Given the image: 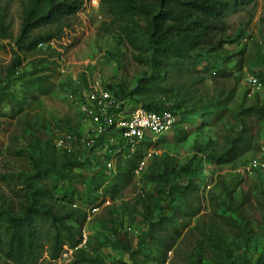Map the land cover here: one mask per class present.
I'll list each match as a JSON object with an SVG mask.
<instances>
[{
	"label": "rangeland",
	"instance_id": "obj_1",
	"mask_svg": "<svg viewBox=\"0 0 264 264\" xmlns=\"http://www.w3.org/2000/svg\"><path fill=\"white\" fill-rule=\"evenodd\" d=\"M32 1L0 0V26L7 35V39L0 38V87L15 58L20 57L21 65L9 78L10 90L18 98L25 97L26 101L18 115L11 116L8 107L0 115V210L20 215L29 204V190L24 181L34 169L26 155H17L19 151L36 158L42 148L43 154L57 162L72 157L90 158L89 169L74 171L85 178L86 184L90 172L102 170L105 166L116 168L115 161L107 165L105 159L84 150L83 140L101 135L95 133L101 125L98 115L107 110L88 99L95 84L99 83L111 94L118 108L122 102L115 98L116 94L134 93L132 98L123 102L128 113L140 109L143 103L163 108L183 101L185 105L176 110L175 128L145 153L141 162L143 170L135 174L130 185L122 188L113 199H107L97 211L86 203L83 205L88 210L82 232L86 235V243H81L78 248L88 258L98 257L105 264H120L126 256L115 245L114 235L117 233L130 240L133 249L140 246L147 254L157 256V251L147 243L138 245L148 231L138 201L142 197L155 209L159 205L171 204L182 212L188 209V205L200 210L195 217H179V222L188 223L189 227L182 231L173 251L168 253L169 264H192L200 244L204 249L203 264H255L257 258L264 255V171L248 169L261 157L259 146L264 140V119L245 118L250 147L235 162L216 165L208 156L219 155L227 149L243 128L241 111L264 100V1L256 0L226 19L228 35L236 37L242 31L245 34L242 41L224 47L226 57L236 55L226 65L229 77L213 78L209 74L197 73L202 72L200 65L198 71L195 68L189 72L171 73L164 79L155 76L156 86L150 85L141 92L137 91L138 88L155 74L146 39L149 19L133 16L130 20L111 13L100 0H91L76 15L64 17L60 25L34 30L29 40L37 36L52 35L54 38L25 53L18 43ZM116 2L126 9L130 2L154 12L160 10L157 0ZM242 51L243 61L239 67L241 57L237 54ZM44 76L51 83L50 93L36 98L25 95L21 84ZM251 79L260 83V91H253ZM220 95L231 96L227 112L221 119L203 118L202 113L191 112ZM61 140L66 142L65 148L58 146ZM104 143L107 149L114 147L115 152L129 145L121 134L114 132L106 135ZM136 147L131 145L130 152ZM172 161L180 167L192 166L197 170L194 182L198 190L188 199L175 192L176 200L170 202L167 195L160 194L167 187L156 176L170 170ZM187 182L188 177L182 176L171 185ZM90 193L86 188L83 190L85 202L95 196ZM149 196L153 199H148ZM243 201L245 205L240 210ZM154 212L155 215L159 213L158 209ZM173 213L174 209L164 212L169 216ZM49 246L46 243L47 252ZM63 250L57 260L45 253L39 264H79L73 250L67 246ZM0 264L14 263L0 254ZM145 264L159 263L147 261Z\"/></svg>",
	"mask_w": 264,
	"mask_h": 264
},
{
	"label": "trees",
	"instance_id": "obj_2",
	"mask_svg": "<svg viewBox=\"0 0 264 264\" xmlns=\"http://www.w3.org/2000/svg\"><path fill=\"white\" fill-rule=\"evenodd\" d=\"M91 0H33L29 11L23 21L22 36L18 46L25 53L34 51L38 46L50 42L54 36H37L29 40L31 33L39 28L49 25L61 24L64 17L76 15L84 5ZM111 13H118L121 17H143L150 20V29L147 31V43L150 50V63L154 74L146 80L137 91L147 90L150 85L156 86L155 76L160 79L167 78L171 73L193 71L202 65V72L213 78H226L230 74L226 65L234 56H225L226 45L237 44L244 38V32L236 37L228 35L229 25L226 22L228 16L243 10L256 0H157L160 10L154 12L146 6H135L128 2V9L119 7L116 0H100ZM264 1V0H263ZM0 38L7 39L3 26H0ZM244 51L237 54L243 56ZM243 57L239 60L241 67ZM220 64V65H218ZM21 65L20 57H16L13 65L8 70V76L0 87V115L5 108L10 109L11 116H16L23 111L26 103L25 97L18 98L14 91L10 90L9 78ZM25 95L36 98L37 95L47 96L50 93L51 83L48 77L34 78L21 84ZM136 91V92H137ZM134 93L122 92L115 98L122 102L119 110H110V114H116L126 110L123 102L132 98ZM26 96V97H27ZM231 96L211 98L206 105L195 107L191 112L202 113L203 118L215 117L221 119L227 112V105ZM185 102L169 108H163L157 104H142L143 109L151 112H171L177 116V109H181ZM134 111V110H133ZM254 117L257 120L264 119V100L256 105L244 109L240 113L243 128L237 137L230 141L227 149L219 155L208 156L209 161L216 165H227L235 162L250 147L249 133L245 118ZM2 124L0 122V130ZM175 128V127H174ZM122 135V130L114 127L108 128L98 138L86 140L84 150L89 154L105 159L107 165L114 163L115 169L105 166L102 170L90 172L89 183L85 178L75 174V170H87L90 168V158L80 160L76 157L55 161L43 154L40 148L38 157H33L27 152L19 151L18 156L26 155L32 163L34 173L26 178L24 184L29 190V204L25 206L20 215H14L8 211L0 210V254L14 264H39L45 253L52 260L59 259L65 246L74 251L78 258L77 263L105 264L98 257L88 258L83 250L78 247L83 241V228L88 218V210L83 207L86 203L90 209L102 206L107 199H113L122 188L130 185L139 169L145 153L156 146L152 136L136 144V149L130 152V144L119 152L114 147L106 148L104 138L108 133ZM177 133H183L178 131ZM90 140L93 143L90 145ZM69 154V153H67ZM196 168L180 167L172 161L170 170L156 176V179L165 184L167 189L160 194L167 195L175 201V192L179 196L188 199L198 188L194 182ZM182 176L188 177L186 184H171ZM87 189L93 197L85 202L83 190ZM167 191V192H166ZM89 195H92V194ZM148 199H153L149 196ZM143 208V219L148 224V231L139 241L138 245L147 243L150 248L157 251V256L147 254L140 246L133 249L130 240L125 236L115 233V245L119 248L126 260L120 264H145L147 261H155L164 264L167 255L173 251L182 231L188 227V223L179 222V217L192 218L200 213V210L188 209L184 212L178 207L166 204L155 208L147 200L140 197L138 200ZM61 204V206H60ZM245 201L239 206L242 209ZM166 209H174V213L165 215ZM155 215V216H154ZM72 223L73 225H71ZM46 243L49 251L47 252ZM204 249L198 245L193 256L192 264H203ZM255 264H264V255L257 258Z\"/></svg>",
	"mask_w": 264,
	"mask_h": 264
},
{
	"label": "built area",
	"instance_id": "obj_3",
	"mask_svg": "<svg viewBox=\"0 0 264 264\" xmlns=\"http://www.w3.org/2000/svg\"><path fill=\"white\" fill-rule=\"evenodd\" d=\"M253 81V91H260L261 85L255 79ZM88 99L107 110L99 113L98 118L101 121V125L97 128V134H103L108 128L114 127L115 129L122 130V137L126 139L130 144L136 145L137 143L143 141L146 136H152V140L155 142L162 136L170 133L176 125V117L168 111L156 113L147 111L143 108L136 109L133 112H118V114H110V110H116L118 108L117 104L113 100L111 94L108 91L103 90L99 83L95 84L93 90L90 92ZM119 110V108H118ZM91 112V110H88ZM86 143V140H83ZM93 143L90 140V145ZM66 142L61 140L58 143L60 147H66ZM259 154L261 155L260 160L251 164L248 171L251 170H262L264 171V140L259 146ZM143 170V164L140 165L139 169L136 171L138 174ZM98 208L94 209L97 211ZM86 243V235L83 233L82 244ZM164 264H169L167 260Z\"/></svg>",
	"mask_w": 264,
	"mask_h": 264
}]
</instances>
